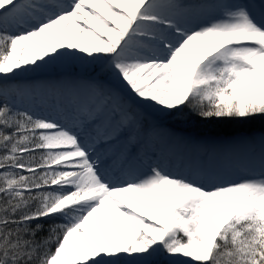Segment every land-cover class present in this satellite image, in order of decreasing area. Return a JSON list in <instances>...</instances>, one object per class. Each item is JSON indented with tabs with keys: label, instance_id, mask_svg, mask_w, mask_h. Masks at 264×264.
Wrapping results in <instances>:
<instances>
[{
	"label": "snow or ice",
	"instance_id": "6c2138e0",
	"mask_svg": "<svg viewBox=\"0 0 264 264\" xmlns=\"http://www.w3.org/2000/svg\"><path fill=\"white\" fill-rule=\"evenodd\" d=\"M256 121L264 0H0V264H264Z\"/></svg>",
	"mask_w": 264,
	"mask_h": 264
},
{
	"label": "rangeland",
	"instance_id": "374dc122",
	"mask_svg": "<svg viewBox=\"0 0 264 264\" xmlns=\"http://www.w3.org/2000/svg\"><path fill=\"white\" fill-rule=\"evenodd\" d=\"M67 72L69 73V75H76V74H81L83 73L80 68H78L75 65H72L70 68H68ZM54 74L56 75H51L49 78V81H54V79L58 80L61 77H63L62 74H59L58 71H54ZM48 81V82H49ZM12 82V81H11ZM12 83H17L20 85H33V84H38L36 82H31L30 79H22V78H17L15 81H13ZM206 123L205 122H198L196 125L194 126H185L182 124H171L169 125L171 128H173L177 133L179 134H184V135H191L197 139H200L202 141H210V143H219L225 140H228L230 138L236 137L238 135H260L261 133H258L257 131H253L251 133H236L234 135L231 136H223V135H214V134H210L207 130H206ZM189 156L196 158L198 156H202L201 153H183V152H178L174 157H176V159H183L186 160ZM183 157V158H182Z\"/></svg>",
	"mask_w": 264,
	"mask_h": 264
},
{
	"label": "bare ground",
	"instance_id": "6f19581e",
	"mask_svg": "<svg viewBox=\"0 0 264 264\" xmlns=\"http://www.w3.org/2000/svg\"><path fill=\"white\" fill-rule=\"evenodd\" d=\"M72 65L77 66L83 72V65L81 63L73 62V61H64V62H59V63L49 65V66L45 67L44 69H42L41 71H38V72H30V73L24 74L18 78H22L25 80L30 79L31 82L33 81V82H36L38 84H44L45 82L49 81L48 77H50L51 75L52 76L56 75V74H54V71H58V73L62 74L63 76L69 75L67 70ZM53 80L55 81L56 79H54V77H53ZM206 142L210 143V141H206ZM214 143H216V142H214ZM201 154L203 156L202 152H201ZM209 155H211V154L209 153ZM181 160L182 159H176V157L173 156L170 170L176 171L178 166L181 163Z\"/></svg>",
	"mask_w": 264,
	"mask_h": 264
},
{
	"label": "trees",
	"instance_id": "16d2710c",
	"mask_svg": "<svg viewBox=\"0 0 264 264\" xmlns=\"http://www.w3.org/2000/svg\"><path fill=\"white\" fill-rule=\"evenodd\" d=\"M206 130L210 134L231 136L236 133L264 132V122L256 121L250 125H241L238 122H205Z\"/></svg>",
	"mask_w": 264,
	"mask_h": 264
}]
</instances>
